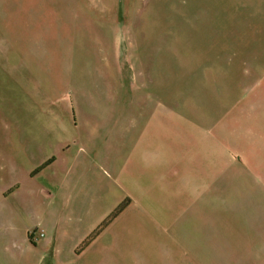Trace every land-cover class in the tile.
I'll return each mask as SVG.
<instances>
[{
  "label": "crops",
  "instance_id": "1",
  "mask_svg": "<svg viewBox=\"0 0 264 264\" xmlns=\"http://www.w3.org/2000/svg\"><path fill=\"white\" fill-rule=\"evenodd\" d=\"M237 1L245 55L198 90L196 152L180 153L179 170L167 136L99 139L92 115L110 107H87L76 91L73 108L64 85L31 84L28 58L0 57V105L34 109L12 119L21 136L0 152V223L22 264H264V0Z\"/></svg>",
  "mask_w": 264,
  "mask_h": 264
},
{
  "label": "rangeland",
  "instance_id": "2",
  "mask_svg": "<svg viewBox=\"0 0 264 264\" xmlns=\"http://www.w3.org/2000/svg\"><path fill=\"white\" fill-rule=\"evenodd\" d=\"M240 3L0 0V57L28 58L39 80L31 84L64 85L65 101L73 108L80 100L76 91L88 92L82 99L87 107H110L92 115V122L104 123L99 139L116 132L132 139L134 130L141 138L151 132L167 136L179 170L180 153L196 152L198 90L211 87L214 69L228 63L226 58L245 55ZM33 110L21 107L11 114L0 107V152L5 139L21 136V126L11 128L12 119L14 125L32 119ZM73 110L74 121H81L84 112ZM6 233L7 225L0 223V264H22L19 242Z\"/></svg>",
  "mask_w": 264,
  "mask_h": 264
},
{
  "label": "trees",
  "instance_id": "3",
  "mask_svg": "<svg viewBox=\"0 0 264 264\" xmlns=\"http://www.w3.org/2000/svg\"><path fill=\"white\" fill-rule=\"evenodd\" d=\"M127 204V199L123 200L116 208L108 215V217L99 225V227L88 236V238L83 242L82 246L86 245L93 237L96 236L99 231L105 227L114 217H116L126 206Z\"/></svg>",
  "mask_w": 264,
  "mask_h": 264
},
{
  "label": "built area",
  "instance_id": "4",
  "mask_svg": "<svg viewBox=\"0 0 264 264\" xmlns=\"http://www.w3.org/2000/svg\"><path fill=\"white\" fill-rule=\"evenodd\" d=\"M40 235H43V232H42V230H40Z\"/></svg>",
  "mask_w": 264,
  "mask_h": 264
}]
</instances>
